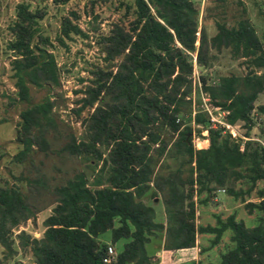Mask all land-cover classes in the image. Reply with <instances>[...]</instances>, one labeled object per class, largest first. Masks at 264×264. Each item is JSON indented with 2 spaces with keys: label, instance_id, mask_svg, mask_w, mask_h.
<instances>
[{
  "label": "trees",
  "instance_id": "obj_1",
  "mask_svg": "<svg viewBox=\"0 0 264 264\" xmlns=\"http://www.w3.org/2000/svg\"><path fill=\"white\" fill-rule=\"evenodd\" d=\"M117 6L123 8L122 16L97 37L104 64L90 70L93 77L76 109L92 106L82 119L84 137L70 134L60 147L93 160V165L99 161L97 174L88 180L85 171L79 170L52 186L55 202L43 219L41 235L32 236L23 229L14 234L32 256L31 262L20 264H102L107 244L98 237L107 229L111 242L121 240L110 264L157 261L158 256L145 248L157 231L163 234V249H177L193 246L196 232L212 233L210 243L214 244L226 230L229 245L219 252L216 264H264V145L210 126L202 110L193 114L195 126L177 117L190 107L191 52L200 69L208 63L210 48H228L232 56L242 57L245 71L219 75L213 83L200 72L201 86L209 104L226 111L227 122L242 121L245 133L254 124V100L264 93V71H258L264 67V47L251 21L246 17L233 24L216 21L215 32L207 37L203 28L197 29L193 0H118ZM42 14L20 1L8 25L13 99L26 102L15 127L20 145L12 156L16 162L35 148L49 149L45 134L53 126L52 101L47 95L29 102L28 92L29 83L49 87L59 83L54 54L46 46L52 42L37 21ZM68 14L75 17L76 11L69 9ZM73 34L86 35L69 16H62L54 38L64 44ZM98 98L102 102L94 105ZM256 109L264 121V104ZM164 129L174 134L172 156L178 164L158 173L154 167L167 149ZM260 129L264 134V125ZM195 133L207 140L206 145H193ZM235 181L245 186L235 189ZM219 186L244 201L248 213H255L253 225H245L232 212L223 218L216 214L214 224H194L192 195L205 192L199 198L205 203ZM148 190L151 195L160 194L164 222L155 220L153 206L142 201ZM252 191L256 199L244 200ZM31 214L19 184H0V245L7 252L14 241L12 229Z\"/></svg>",
  "mask_w": 264,
  "mask_h": 264
},
{
  "label": "rangeland",
  "instance_id": "obj_2",
  "mask_svg": "<svg viewBox=\"0 0 264 264\" xmlns=\"http://www.w3.org/2000/svg\"><path fill=\"white\" fill-rule=\"evenodd\" d=\"M20 1H27L31 9L39 8L43 14L37 19L40 31L46 34L52 45H46L54 54L58 68L59 83L49 87L47 84L35 86L28 84L29 102L40 100L44 96H49L52 101L50 113L52 114L53 126L46 132V139L49 149L46 151L35 148L28 157L20 162H16L12 156L19 149L20 145L15 140V127L18 120V111L26 102L13 99L15 87L11 77L9 60L12 52L6 44L11 38L9 23L14 18L15 4ZM197 6V29L203 28L207 37L215 30L216 21H224L233 24L240 17L248 18L256 34L264 47V0H193ZM118 0H0V184H19L26 194V200L32 209V214L20 225L12 229L11 251L7 252L0 245V264H20L31 262L32 256L28 249H23L18 243L15 232L23 229L32 236H40L43 230V219L50 212L54 204L55 195L51 188L55 184L63 183L66 178L74 172L85 171L88 180L96 175L99 161L93 165V160H89L83 155H71L65 150H60L64 141L72 134L76 139L84 137L85 125L83 117L92 109L80 106V97L84 95V87L90 83L93 77L90 70L95 65H103V52L97 43L99 33H104L110 27L111 21L122 16L123 8L117 6ZM69 9L76 11V16L68 14ZM67 15L73 22H76L86 35L73 34L71 38L64 39V44L59 43L55 38L58 31L60 19ZM129 16L126 17V20ZM124 20V22H126ZM196 31V35L200 31ZM197 43V39L195 41ZM192 70L190 73V107L184 112L178 113L177 117H182L183 121L190 122L195 111H203L206 117H213L209 120L210 126L220 127L229 132L232 137L239 136L241 140L247 138L259 141L264 145V134L260 127L264 121L257 113V104H264V93L259 92L254 100V108L251 111L254 124L247 130L242 121L237 120L229 123L225 120L226 111L219 106L209 104V96L201 86L200 72L207 75V82L213 83L219 75L228 73L242 74L245 65L242 57H234L228 48L216 50L209 49L208 63L200 69L196 65L194 53L191 52ZM264 71V67L258 71ZM107 97L103 95V99ZM98 98L94 101L99 104L103 100ZM229 124L228 127L223 125ZM206 132L204 131V134ZM167 149L159 158L155 165V172L165 173L177 166L178 159L172 156L173 146L171 142L174 134L164 129ZM192 143L198 147L206 145L207 140L196 133L192 135ZM102 154L105 148L99 146ZM233 188L244 184L233 182ZM258 185L262 184L258 181ZM150 190V189H149ZM146 191L141 199L144 203L151 204L154 208V219L165 221L163 201L159 193L151 195ZM213 195L208 196L205 203L199 202V198L205 196V192L192 195L194 201V224H214L215 215L224 217L229 213H234L235 218L242 219L245 225L250 226L255 223L254 212L248 213L244 207V201L225 192L222 187H217ZM254 193L244 195V200H255ZM162 232L157 231L150 235L149 241L145 243L146 251L158 256L157 261L152 264H195L200 261L202 264H216L218 254L225 246L229 245V231L222 233L219 240L211 244L212 233L196 232L194 245L186 248L163 249L161 246ZM100 242L110 244L114 252L121 245V240L111 242L109 240V230H105L98 237ZM203 247V249H202Z\"/></svg>",
  "mask_w": 264,
  "mask_h": 264
},
{
  "label": "built area",
  "instance_id": "obj_3",
  "mask_svg": "<svg viewBox=\"0 0 264 264\" xmlns=\"http://www.w3.org/2000/svg\"><path fill=\"white\" fill-rule=\"evenodd\" d=\"M209 120L210 121H214V118L211 116V117H209ZM223 125L225 127H228L229 126V124L227 122H224ZM229 133H231L232 135H234L231 130L229 131ZM114 256H115L114 250L112 249V247H111L110 244H107L106 245V249H105V254L102 257V264H110L111 263V260L114 258Z\"/></svg>",
  "mask_w": 264,
  "mask_h": 264
}]
</instances>
